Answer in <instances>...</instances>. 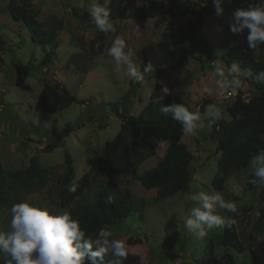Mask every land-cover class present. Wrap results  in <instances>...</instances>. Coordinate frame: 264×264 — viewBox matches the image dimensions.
<instances>
[{"label":"rangeland","instance_id":"obj_1","mask_svg":"<svg viewBox=\"0 0 264 264\" xmlns=\"http://www.w3.org/2000/svg\"><path fill=\"white\" fill-rule=\"evenodd\" d=\"M12 1L37 11L36 20L44 25V29L51 25L55 27L56 58L49 67L42 68L38 63L50 48L34 44L25 26L10 18L7 7ZM152 1L169 0H131V3L147 6ZM92 3V0H0V36L6 42L5 49L0 53V164L3 171H24L29 167L30 159L36 158L39 168L48 172V178L43 187L30 191L22 201L46 207L51 214H60L63 210L58 189L65 172L64 155L68 154L72 159L74 176L70 184L75 183L76 190L85 194L91 186L89 168L93 156L120 132L121 119L112 113L108 105L119 101L125 107L122 114L135 117L148 102L155 85L159 84L172 99L187 103L192 112L200 113L203 107L200 113L203 116L209 105H215L220 115L210 126L209 120H202V129L182 138V143L193 156L190 164L192 178L186 193L164 203H155L156 191H146L137 180L162 158L167 149L164 142L144 146L141 154L147 156L151 153L149 158L133 164L119 176L106 179L117 191H128L141 207L122 227H107L113 233L110 239L125 242L127 255L120 259L127 264H198L208 241H211L218 258L228 252L234 264H254L247 237L259 212L264 210V193L257 188L248 190L245 186V179L252 174L249 162L245 168L232 174L225 181L223 190L219 191L226 200L236 203L237 211L230 213L217 209L219 214L234 221L237 242L245 252L238 254L221 246L223 228L205 229L206 235L200 237L184 227L188 211L197 206L189 195L198 191L208 194L217 192L211 188V181L216 175L220 154L212 126L219 120H229V117L225 92L215 86L213 62L226 66L221 60L225 41L235 51H242L256 61L264 60V43L258 45L262 54L255 55L248 45L247 29L237 35L229 30L233 12L237 8L247 9L252 4H245L243 0H223V14L217 16L212 0H204L198 8L203 15L200 34L214 52V58L210 64L201 58L188 59L179 71L153 79L143 69L146 61L152 59L162 33L167 27L178 29L184 26L190 18L170 19L163 16L144 21H112L115 31L103 32V46L99 49L95 37L98 30L89 11ZM72 9L86 13L89 18H76ZM117 36L124 39L125 50L130 48L133 52L132 63L143 76L139 82L126 75V65H118L107 54ZM70 59L74 61L71 69L67 70L66 63ZM243 74L241 72L238 78ZM43 79L58 81L78 100H82L83 105L72 104L56 114L43 112L39 106ZM205 87L211 89V93H205ZM239 88L247 94V99L250 95L248 86L243 84ZM49 144L56 148L46 152L45 147ZM233 184L242 189L239 196L234 195ZM8 218H11V210H0V231H3ZM258 241L264 242V234Z\"/></svg>","mask_w":264,"mask_h":264},{"label":"trees","instance_id":"obj_2","mask_svg":"<svg viewBox=\"0 0 264 264\" xmlns=\"http://www.w3.org/2000/svg\"><path fill=\"white\" fill-rule=\"evenodd\" d=\"M98 2L103 5L104 0ZM243 2L252 4L254 0H243ZM203 3L204 0H169L168 2L152 1L147 6H134L131 0H111L108 5L111 9L109 18L111 21H144L163 16L170 19L190 18L178 29L167 27L160 37L152 59L146 61L147 65L151 64L153 68L148 72V76L158 79L179 71L188 59L201 58L210 64L214 58V52L206 43L205 37L200 34L203 15L198 8ZM7 11L13 21L25 26L34 44L42 48L46 46L50 48L49 51L44 52L38 63L42 68L49 67L56 58L55 27L51 25L50 28L44 29V25L36 20L37 11L14 1L9 3ZM72 12L78 19L89 18L86 13L81 14L76 9H72ZM103 36V32L100 31L95 36L99 49L103 46ZM5 46L6 42L0 36V53ZM222 49L221 60L226 66L232 63L240 66L244 73L239 78L240 86L246 84L250 95L246 101H243L241 99L243 92L238 88V95L227 99L226 113L229 120H219L212 126L220 154L217 172L211 181V188L217 192L223 190L225 181L232 174L247 166L251 156L264 150V75H262L264 60L256 61L242 51L233 50L227 41L223 43ZM73 61L70 59L66 63L67 70L71 69ZM40 102V109L47 114H56L72 104L83 105L82 100H78L54 79L42 80ZM172 104H183L192 112L187 103L172 99L159 84L155 85L148 102L135 117L123 115L122 110L125 107L119 101L108 105L112 113L121 119L120 132L93 156L89 168L91 186L85 194H80L79 190L74 193L68 191L74 170L71 157L68 154L64 155L65 172L61 176L58 189L60 207L63 211H69L73 218L80 220L81 227L88 236L95 238L102 227H122L141 209L138 206L140 203L128 191H117L106 179L119 176L133 164H139L149 158L151 153L147 156L141 154L144 146L155 145L158 142L167 144V149L156 166L137 177L143 189L156 191L155 203H164L188 191L192 178L190 164L193 156L182 143L184 134L180 123L172 119L171 114L165 116L160 112L163 105ZM202 110L203 107L200 108V113L203 112ZM45 148V151L49 152L56 146L49 144ZM47 175L48 172L39 168L38 161L34 157L30 159L29 167L21 172L5 173L0 164V210L4 208L11 210L12 205L21 202L30 191L43 187ZM252 179H254L252 174L247 176L246 188L248 190L257 188L264 193V188H259L250 182ZM10 220L11 218L6 220L3 231L10 230ZM263 234L264 210L259 212L247 237L254 264H264V242L258 241ZM220 243L223 248L232 249L238 254L245 252L237 242V232L233 223L223 228ZM203 254L198 264H234L233 257L228 252L222 258H218L211 241H208ZM113 259L115 258L111 252L107 253L103 264H112ZM119 260L120 264H127L120 258ZM0 264H4L2 258Z\"/></svg>","mask_w":264,"mask_h":264},{"label":"clouds","instance_id":"obj_3","mask_svg":"<svg viewBox=\"0 0 264 264\" xmlns=\"http://www.w3.org/2000/svg\"><path fill=\"white\" fill-rule=\"evenodd\" d=\"M110 3L111 0H104L101 5L98 0H93L90 7L91 19L100 32L115 31L109 18ZM212 3L215 14L221 16L224 11L223 0H212ZM245 29L248 30L249 47L254 50L255 55H261L258 45L264 43V0H256L247 9L237 8L233 12L232 22L229 24L231 33L241 34ZM125 49L124 39L117 36L107 54L118 65H126V75L139 82L143 76L132 63L133 52L130 48ZM213 63L216 88L224 92L231 89L234 92L240 87L241 81L238 77L242 70L237 63L230 66ZM152 70L151 64L143 69L144 72ZM204 92L211 93V89L205 87ZM160 112L165 116L171 114L172 119L180 123L184 135L196 134L198 129L204 127L202 120H209L210 126L220 115V110L215 105H209L203 116L199 112H190L183 104L163 105ZM249 166L254 177L250 182L264 188V150L250 157ZM76 188L77 185L71 183L68 191L74 193ZM232 191L239 196L242 189L238 184H233ZM189 199L197 205L188 211L184 220V227L189 232L203 237L206 235L205 229H222L234 222L230 217L217 212V209L230 213L237 211L236 203L226 200L222 193L208 194L198 191L190 194ZM112 236V231L102 227L93 238L86 234L80 220L73 218L69 211L51 214L46 207L22 201L11 207L10 230L0 231V258L4 264H103L105 255L111 252L115 258L112 264H120L119 258L127 255L125 242L121 239H110Z\"/></svg>","mask_w":264,"mask_h":264},{"label":"built area","instance_id":"obj_4","mask_svg":"<svg viewBox=\"0 0 264 264\" xmlns=\"http://www.w3.org/2000/svg\"><path fill=\"white\" fill-rule=\"evenodd\" d=\"M238 95V91L237 90H235L234 92L231 90V89H229L227 92H225V95H224V97L226 98V99H229V98H234L235 96H237ZM246 95L247 94H243V95H241V99L243 100V101H246L247 99H245V97H246ZM249 97V96H248ZM247 97V98H248Z\"/></svg>","mask_w":264,"mask_h":264}]
</instances>
